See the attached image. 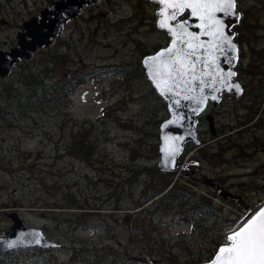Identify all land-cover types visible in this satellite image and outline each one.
Instances as JSON below:
<instances>
[{
  "label": "rangeland",
  "instance_id": "obj_1",
  "mask_svg": "<svg viewBox=\"0 0 264 264\" xmlns=\"http://www.w3.org/2000/svg\"><path fill=\"white\" fill-rule=\"evenodd\" d=\"M53 1L0 0V48L15 44L22 23L39 15ZM157 8L149 0H100L84 5L76 17L63 24L51 45L38 49L28 60H19L0 81L2 87L8 83L19 85L22 72L39 69L37 60H44L50 51L65 58V72L58 66L48 71L47 77L43 75L46 79L53 81L58 73L82 75V83L68 103L55 104L53 109L39 106L40 111L31 117L12 109L13 98H5L6 94L0 98V106L12 111H3L0 118V235L12 224L5 214L11 210L18 213L25 226L38 227L59 243L55 248L0 253V264H69L72 243L82 248V255H90L112 238L124 239L120 244L131 248L125 239L132 229L125 232L119 223L108 230L104 221L113 212L108 205L115 201L122 208L114 210L117 217L121 221L130 219L125 214H130L128 208L137 196L129 192L127 168L153 165L159 159L158 149L155 153L159 137L154 136L159 130L152 123L168 117L166 106H162L164 102L144 75L128 72L142 58L141 49L150 54L169 41L156 27ZM237 8L248 25H239L236 30L244 65H249L256 57L254 52L264 48V0H237ZM244 73L245 78L238 79L244 84L247 80L250 89L257 78L248 76L249 66ZM245 103L247 108L228 96L216 107L210 106L206 113L213 115L215 128L224 127L227 132L212 139L205 114L201 115L197 124L201 145L184 147L175 178L191 193L207 197L216 211L189 216L172 210L162 217L155 235L170 239L177 260L191 259L197 264L210 257V261L240 220L264 202V94L258 105ZM253 106L257 110L249 116ZM82 124L96 141V158L89 162L91 165L73 158L67 149L68 133ZM227 134L233 145L219 153L218 141ZM201 148L205 149L206 160L199 158ZM31 158L38 161L42 180L33 179L35 168L32 172L26 170L24 161ZM190 163L199 164L191 169ZM181 175L193 183L184 181ZM119 187L122 193L113 195ZM68 188L80 196L81 204L97 203L105 208L102 216L90 215L82 230L57 226L63 217L54 220L50 211L30 206L34 202H55ZM225 192L236 197L224 196ZM112 245L117 244L114 241Z\"/></svg>",
  "mask_w": 264,
  "mask_h": 264
},
{
  "label": "trees",
  "instance_id": "obj_2",
  "mask_svg": "<svg viewBox=\"0 0 264 264\" xmlns=\"http://www.w3.org/2000/svg\"><path fill=\"white\" fill-rule=\"evenodd\" d=\"M237 10L240 11L238 8ZM240 14L241 19L232 26L240 48L239 59L235 68L237 78L243 80L245 78L244 68L249 66L251 67V74H248V76L250 75L257 79H254L256 84L252 85L250 89L246 86L247 80H245V84L243 83V94L238 99H234V103L237 105L242 104L243 107L247 108L245 101H253L258 105L264 94V48L255 51L256 57L254 60L249 65H244L245 55L240 44L241 42L239 43V35L236 28L239 25L242 28H247L248 25L244 24V14L241 12ZM146 53L143 49L140 50V55L144 56ZM37 61L40 68L37 70H24L21 74L22 79L19 85L8 83L3 87L0 86V98L3 99L5 94V98H13L11 103L12 109L17 110L19 114H23L25 117H31L32 113L39 112V106L43 108L49 106L53 109L55 104L68 103L71 94L82 83L81 72L72 75L65 73L62 76L58 73V78L53 81L45 78L48 71L53 72L58 66L62 68L61 71L65 72V58L60 53L50 51L44 60L38 59ZM128 72L145 76L141 59H138ZM162 106L165 108V103H162ZM251 109L253 112H250L249 116L253 115L257 110L255 106ZM3 111L5 113L12 112L0 106V118L3 116ZM152 124L154 129L158 130L160 120H156ZM84 125L77 126L76 130L73 129L68 133L69 141L67 149L73 158L89 163L93 158H96V141L91 139L89 135L90 130H87ZM216 132L215 137H219L225 134L227 129L221 127L220 129H216ZM154 136L158 137V132H155ZM229 137V134H227L222 137L223 139L218 141L217 150L219 153L230 148L229 144H232L233 141ZM227 139L228 145H225ZM199 150L201 153L199 158L206 160L205 149L201 148ZM155 153L157 155V146L155 147ZM181 159L182 155L179 158V169L181 168ZM24 163L28 172H32L34 168L36 169L32 174L34 180L43 179L42 176L38 175V161L31 158L24 161ZM198 164L190 163L189 167L192 169ZM182 165L185 167V164ZM127 170H129V175L126 176V179L130 180L128 182L129 192L137 196L133 201V205L128 208L130 214H125V216H130V219L121 221L117 217L115 211L122 208L120 203L115 201L113 204L108 205L110 211L112 210L113 212L106 217L104 228L109 230L114 228L113 226H119V223H122V228L125 232L132 229L125 239L127 243L131 244V248H127V246L123 247L120 244L124 239L112 238V242L103 243L100 247L93 250V253L90 255H82V248L72 243L69 246V264H192L191 259L184 261L177 260L175 253H173L174 246L168 241L170 239H166L159 234L156 236L155 234L159 230V225L163 223L162 217L172 210H176V213L188 214L189 216H193L196 213L208 214L210 211H216L213 208V203L204 195L199 196L197 193H191L185 184L175 178L176 172H162L157 168L156 164L127 168ZM181 177H183L184 181L193 183L190 178L188 179L183 175ZM115 191H117L113 193L115 196L122 193L121 187H119V190L115 189ZM102 205L104 204L102 203ZM30 206L45 209L43 211H50L54 220L57 216L63 217L57 222V226L62 225L63 228L67 227L72 230L84 229L87 226L90 215L102 216L100 213L105 209L101 205H97V203H94V205L81 204L80 196L76 195L75 191L69 192V188L55 202H34ZM55 208L59 209L57 213L53 210ZM82 219H85V221ZM127 226H130V228L128 229ZM114 241L117 245L113 246L112 243ZM33 249H36V247H33ZM209 258L200 259L197 264L206 263V261H209Z\"/></svg>",
  "mask_w": 264,
  "mask_h": 264
},
{
  "label": "water",
  "instance_id": "obj_3",
  "mask_svg": "<svg viewBox=\"0 0 264 264\" xmlns=\"http://www.w3.org/2000/svg\"><path fill=\"white\" fill-rule=\"evenodd\" d=\"M99 1L100 0H54L48 7L40 11L39 18L33 16L28 20H25L22 24L21 31L18 32L17 35V45L13 48H10L9 51L0 50V78H4L8 74L10 67L14 65L18 59L27 60L38 49L51 45L54 39L60 34L61 26L67 22V20L76 17L84 5H90ZM149 1L157 4L158 8L155 12L156 27L159 30L165 32L169 38V41L166 46L160 47L153 53L142 56L141 64L144 69L146 79L155 90V93L165 103L168 112V117L159 124V143L157 148L159 159L156 163V166L162 172L172 173L179 170V158L182 155L184 146L187 143L193 144L195 146L201 145L197 129L198 118L205 114L204 117L208 125L209 133L215 137L217 132L214 125L213 115L211 113H206V110L210 106L216 107L221 100L222 94L232 95L234 99H238L243 94L244 87L241 81L236 78L237 71L235 69L239 59V48L234 41L235 32L231 29L233 24L240 20V13L237 11L236 0V15L223 17L225 23L229 25L227 31L232 37L233 44L236 46L235 51L227 53L226 56L222 53H216V55L220 56V67L224 69L225 73L229 70L236 73L235 76L231 77L230 79L226 77V79L228 80L229 85L238 84L239 91H237L235 87H225L223 84L218 82L212 88L206 87L204 89L203 95L207 96L208 98L203 101V103H197V101L194 99H184V97L188 95L199 99L201 93L199 92L198 81L196 82V90L193 92L181 91L180 95H175L174 92L165 93L162 95L161 88H165L166 86L161 83V88H158L157 83L159 80H154L150 75L151 61L149 58L156 56L158 53L167 49L171 44L172 37L166 29L159 27V21L162 18L159 15L161 5L157 3V0ZM188 15L189 13L186 12L184 16L179 17V19L183 20ZM191 22L193 24L198 23L197 20H192ZM190 30L197 32L199 31V29L194 27ZM203 39L207 38L203 37ZM233 56H235L234 60L232 59ZM145 61H149V63L146 64ZM215 88H219L220 90L215 91ZM213 95H215L217 99L213 100L211 98ZM176 101H179V104H176ZM170 121L175 122L169 123ZM166 147L169 150L175 147L178 148L179 151L173 155H168V153L165 151ZM224 196H230L233 198L236 197L230 192H225ZM260 208H264V202L250 210L248 214H246V216L243 217L233 228V230L238 228L247 218H249ZM7 216L9 219H11L12 224L10 228L4 232V234L0 235V253L13 249H25L31 247L55 248L59 245L56 240L47 236L40 228L34 226H25L23 220L18 216L16 211L8 213ZM215 255L216 253L214 254L213 258ZM212 259L205 264H211Z\"/></svg>",
  "mask_w": 264,
  "mask_h": 264
},
{
  "label": "snow or ice",
  "instance_id": "obj_4",
  "mask_svg": "<svg viewBox=\"0 0 264 264\" xmlns=\"http://www.w3.org/2000/svg\"><path fill=\"white\" fill-rule=\"evenodd\" d=\"M157 3L161 5L159 27L166 29L172 37L167 49L149 58L150 75L154 80H159L157 87L161 88V83L166 86L161 88V94L193 92L197 81L201 93L199 99L188 95L184 99L203 103L208 98L203 95L204 89L212 88L218 82L239 91L238 84L229 85L226 79L236 73L231 70L225 73L220 67V56L216 55L222 53L226 56L236 49L227 31L229 25L223 19L236 15V0H157ZM186 12L189 15L183 20L179 19ZM192 20L198 23L193 24ZM193 27L199 31H191ZM211 98L217 99L215 95ZM165 151L173 155L179 149L173 147L169 150L166 147ZM211 264H264V208L255 211L227 235L226 242L218 248Z\"/></svg>",
  "mask_w": 264,
  "mask_h": 264
},
{
  "label": "flooded vegetation",
  "instance_id": "obj_5",
  "mask_svg": "<svg viewBox=\"0 0 264 264\" xmlns=\"http://www.w3.org/2000/svg\"><path fill=\"white\" fill-rule=\"evenodd\" d=\"M44 8H46V7H44ZM44 8H43V9H44ZM43 9H42V10H43ZM40 11H41V10H40ZM239 13H240V11H239ZM39 15H40V12H39ZM39 15H36V17L39 18V17H40ZM32 17H33V16H32ZM240 19H241V14H240ZM22 24H23V23H22ZM64 24H65V23H64ZM62 26H63V25H62ZM62 26H61V27H62ZM21 29H22V26H21ZM21 29H20L18 32H20ZM231 29H232V28H231ZM18 32H17V34H16V43H15V44H12V45H9L7 49H2V48H0V50H2V51H9L10 48L15 47V46L17 45V35H18ZM54 40H55V39H54ZM234 41H235V42L237 43V45H238V42H237V40H236V37H234ZM53 42H54V41H53ZM238 47H239V45H238ZM239 50H240V48H239ZM19 60H25V59H18L15 63H17ZM27 60H28V59H27ZM15 63H14V64H15ZM12 66H13V65H12ZM12 66H11V67H12ZM11 67H10V69H11ZM10 69H9V70H10ZM8 73H9V72H8ZM6 76H7V75H6ZM6 76H5L4 78H6ZM236 77H237V76H236ZM4 78H0V81L3 80ZM242 84H243V83H242ZM243 87H244V86H243ZM225 96L228 97V96H231V95H224V94H222V96H221V100L224 99ZM210 108H214V107H210ZM210 108H208V109H210ZM5 208H6V207H5ZM6 209L8 210L9 207H7ZM7 210H4V211H7ZM10 212H12V211L10 210L9 212H6V213H5L6 216H7V214L10 213ZM7 217H8V216H7Z\"/></svg>",
  "mask_w": 264,
  "mask_h": 264
}]
</instances>
